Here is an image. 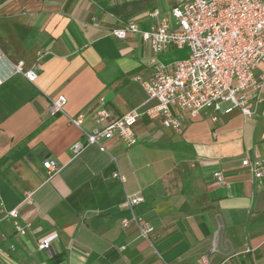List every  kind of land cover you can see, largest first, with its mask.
<instances>
[{
    "label": "crops",
    "instance_id": "crops-1",
    "mask_svg": "<svg viewBox=\"0 0 264 264\" xmlns=\"http://www.w3.org/2000/svg\"><path fill=\"white\" fill-rule=\"evenodd\" d=\"M177 5L0 0V219L17 210L27 228L21 236L1 221L0 248L15 250L0 253V264H206L205 257L207 264H264V186L241 165L264 158V117L209 109L177 134L146 114L156 105L150 102L135 126L136 145L106 140L73 157L81 131L64 114H49V98L59 96L73 117L101 98L116 115L145 104L133 79H149L155 61L172 68L188 49L155 57L139 35L117 39L111 32L128 24L148 30L153 10L170 16ZM39 58L35 83L12 74L13 65L28 70ZM46 161L59 171L49 176ZM126 194L143 201L131 210ZM132 212L153 226L149 240L121 227ZM55 235L49 250L38 249Z\"/></svg>",
    "mask_w": 264,
    "mask_h": 264
},
{
    "label": "built area",
    "instance_id": "built-area-1",
    "mask_svg": "<svg viewBox=\"0 0 264 264\" xmlns=\"http://www.w3.org/2000/svg\"><path fill=\"white\" fill-rule=\"evenodd\" d=\"M149 17L152 23L148 30L128 24L111 33L117 39H124L128 33L139 35L150 44L155 57L170 48H186L188 57L174 63L172 68L155 61L149 79L135 77L133 81L145 92L147 101L123 115H116L106 98H101L94 110L73 117L64 111L65 96L49 98L50 116L64 114L69 124L82 133L84 140L71 148L73 157L89 146H102L106 140L119 141L126 147L136 145L135 126L145 113L143 107L150 102L156 105L146 114L160 118L166 129L177 134H182L209 109L224 115L237 112L244 118L264 117V75L258 76L264 65V0H178L170 16L153 10ZM41 70V58L28 70L23 63L12 66V74H19L31 83L36 82ZM88 121L94 125L91 130L84 128ZM241 165L252 174L257 185L264 186V158H245ZM43 167L49 176L59 171V165L53 161L44 162ZM113 177L125 182L120 172ZM215 178L224 183L222 172H217ZM125 199L131 210L143 201L128 194ZM2 220L11 222L21 236L27 234V228L18 221L17 210L7 213ZM120 224L124 230L134 228L146 240L154 229L133 212L131 218L122 219ZM55 238L56 235L43 240L38 249L49 250ZM14 250L12 245L8 250L0 248V253ZM203 262L207 264L208 259L205 257Z\"/></svg>",
    "mask_w": 264,
    "mask_h": 264
}]
</instances>
